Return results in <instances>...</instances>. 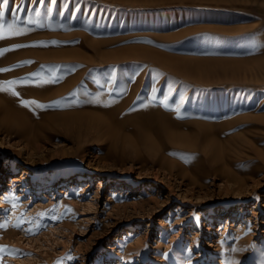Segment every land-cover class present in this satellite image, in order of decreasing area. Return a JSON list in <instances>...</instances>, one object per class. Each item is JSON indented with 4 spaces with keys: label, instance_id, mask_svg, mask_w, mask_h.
I'll list each match as a JSON object with an SVG mask.
<instances>
[{
    "label": "rangeland",
    "instance_id": "1",
    "mask_svg": "<svg viewBox=\"0 0 264 264\" xmlns=\"http://www.w3.org/2000/svg\"><path fill=\"white\" fill-rule=\"evenodd\" d=\"M191 1L8 0L2 23H12L19 6L16 25L26 31L5 33L14 59L0 67L9 92L0 95L3 108H12L15 88L47 78L49 68L60 77L53 87L81 74L86 90L62 106L34 96L50 106L19 110L25 133L0 126V193L15 202L10 208L0 199V264H264V0ZM183 58L242 62L225 79L204 81L177 67ZM33 65L40 76H24ZM153 86L157 106L169 94L167 111L175 108L179 130L225 122L214 144L157 147L141 168L131 151L136 139L120 137L117 151L124 147L128 160L106 156L107 138L89 119L100 115L129 136L127 123L146 99L111 116L75 100L86 94L122 106L126 92ZM106 89L120 92L106 97ZM67 111L82 113L67 126L52 121Z\"/></svg>",
    "mask_w": 264,
    "mask_h": 264
},
{
    "label": "bare ground",
    "instance_id": "2",
    "mask_svg": "<svg viewBox=\"0 0 264 264\" xmlns=\"http://www.w3.org/2000/svg\"><path fill=\"white\" fill-rule=\"evenodd\" d=\"M181 2H182V0H181ZM191 2H194V1L192 0ZM218 2H219V4L221 3L219 0H217V3ZM208 3H210V2H208ZM211 3H214V2H211ZM227 3H230V2H227ZM199 4H202V3H199ZM7 39L6 38L0 39V49H9L12 47V45L7 44L9 42ZM11 54H9V52H4L2 55H0V67L5 65L8 61H10L11 58H12L11 60L14 59L13 57H11L12 56ZM34 55H37V56L41 57L42 59H52L49 55H44V54H39V53H34ZM18 56H19V54L16 55V58ZM183 59H186V60L190 59V60L184 61ZM183 59H180V62L182 63V65H179L177 67L183 72H188V74L191 73V74L201 76L202 80H204V81H211V79H223V78L225 79L226 77H228V73L231 71V70H229V71H227V70L231 69V68H232V70L236 69L235 65H238L242 62V60H231L230 62H226L225 59L222 60L219 58L218 59H213V58H183ZM44 64H48V63H44ZM44 64H41V65L45 66ZM33 66H30V67H32V69L26 70L23 75L26 77H32L31 74L37 73L40 70L38 65L37 66L35 65L36 66V67L34 66L35 68H33ZM218 67H221V69L222 68L223 69L220 70V68H218ZM40 68H41V66H40ZM41 69H43V68H41ZM55 75H56V77H59L57 72H55ZM52 76H53V73L51 72L47 78L39 77L37 79L36 83H32V82L27 83L24 86L25 88H23L22 86L15 88V90L13 92L17 93V95H15V96L10 95L8 97L9 102L11 103V105H13L12 108H7L8 109L7 110V109L3 108V106L0 103V110L2 113V116H0V126L4 130H6L8 132H10V131L18 132L19 134H22V133H25L28 131L29 127L26 124L27 122H25L27 120H26V117L24 115L28 112L26 110V107L21 105V103H20L21 100L35 101L34 96H38V97L45 99V100H43L44 104H53V105H61L62 106V104H64V101L68 96H70V95L72 96L73 93H77L79 91L86 90L85 88L82 87L83 77L81 74L76 79L75 78L67 79L64 83H62L58 86H55V87H53V84H52L53 82L52 83H43L44 80L50 79V78H52ZM1 78H0V83L2 82ZM77 80H78V82H77ZM157 86H156V88H158ZM99 90L100 89H95L94 95L99 94V92H100ZM106 90H107V93H104V95L106 97L108 96V94H119V92H120L119 90H115V89H106ZM173 90L174 89H172V92H173ZM192 90H193V88H192ZM189 91H190V89H189ZM195 91L198 92L196 89H195ZM8 93L9 92H6V91H0V95H2V96H4V95L7 96ZM150 93H151V90H145L144 88H136V89L134 88L131 91L126 92V96L128 95L127 98H129V97L130 98H129V100L127 99L128 101L126 100L123 103L121 102L122 106H119L120 103L118 104V102L115 101L113 98V99L108 100L106 102V103H109L110 106L103 107L100 103L90 102L93 99H92V97L91 98L85 97L86 94H85V96H81L77 99L74 97L76 100H75V103H73V102L72 103H73V106H75V107L88 105V106H92V107L98 108V109H105L107 111L108 115L111 116L114 114H119L124 107L128 106V104H130V106H131L132 104L136 103L138 100L143 99L142 97H144L146 99V97H148L150 95ZM161 93H162V90H161ZM56 94H57V96H54ZM162 94L164 95V91ZM166 94L169 97V94L168 93H166ZM188 94H187V96H188ZM157 95H158V91L156 93V97H157ZM52 96H54V97H52ZM193 96H194V94H193ZM161 98L163 99V97H161ZM68 99H69V97H68ZM157 99H158V97H157ZM173 99H175V98H173ZM168 102H170V101H168ZM38 104H39V102H38ZM143 104H147L148 106L144 107V106H142ZM156 104L154 101H151L150 99H146L145 101L141 102V105H138V106H140L138 109L139 110L138 117H135V118L131 117L130 119L132 121L130 122V120H129V122L127 123L131 126V129H132L131 130L132 134H130L129 136L126 133L125 134H122V133L119 134V133L115 132V130L113 129L114 127L112 126V123L110 121L104 119L99 114H98L99 116H95V115H97V113L94 114L91 112L92 114H94V116L97 119L92 120L90 118L89 121L87 122V124L93 125L94 128H96L98 131H100L103 136H106V138H107L106 143L108 144V145L104 144V146L107 149V151H106L107 155L106 156H111V157L112 156H115V157L119 156V158L122 161L128 160L125 157L127 155V150H124V147L123 148L121 147L122 151H120V150L117 151V148L119 147L118 139L120 137H122L125 140V138L128 137L129 139L133 140L130 137V136H132L136 140H133L135 143V146H131L133 149L131 151H133L132 153H135V155L137 156L135 158H137L138 162H141L140 165H141V168H143L145 166V163H147V160H149L148 155H150L151 152H153V151L154 152L157 151L158 148L161 149V151L171 149L173 146H192L195 148V147H197L199 141L205 142L206 144H204V145H208V146L213 145L214 141H215L214 137L212 136L213 132H215L216 128L222 127L225 125V122H222L220 125L216 126L213 123L194 121V125H195L194 129L188 130L189 132L182 131L179 129L183 126V124L180 121L175 119L178 116V114H174V112H176V110H174L175 108L172 110L174 112L169 114L167 109H165L159 103H158L159 104L158 106ZM179 104H180V102H179ZM179 104H177V105H179ZM183 104H184V102H183ZM66 105H68V104H66ZM46 106H49V105H46ZM180 106H179V108H180ZM136 107H137V105H136ZM29 109H30V107H29ZM19 110L23 111L24 114L21 113ZM181 110L182 109H180L179 112H181ZM59 113H57V114H59ZM81 113H82V111L62 112L57 116H53L52 121L59 120L60 122L64 123L67 126L71 118L80 117ZM53 114H55V113H53ZM45 118H47V117H45ZM117 125H118L117 127L119 129H121L120 127L125 128L126 127V121L121 120L119 122V124H117ZM32 127L33 126H31V129H34V127L33 128ZM103 128L106 131L100 130ZM192 130H194V131L190 132ZM31 134L35 135V134H33V132ZM30 137H31V135H30ZM108 141H109V143H108ZM142 146L146 149H144ZM163 163H165L166 165L171 164V162H163ZM21 170L26 175L30 173L29 170H27L26 168L21 167ZM52 179L53 178H49V179L45 180V182H43L45 184H43V185H47V184L52 183L53 182ZM38 183H42V182H38ZM5 193H7V192L5 190H2V192L0 193V199L4 200L7 203L8 207H10V208L15 207V202L13 201V199L10 197H6ZM21 211H22V208L21 209L17 208V209H13L12 212H13V215L17 216L18 214H20ZM58 217H60V216H58ZM15 222H17V221H15ZM225 262H226V260H225Z\"/></svg>",
    "mask_w": 264,
    "mask_h": 264
},
{
    "label": "snow or ice",
    "instance_id": "3",
    "mask_svg": "<svg viewBox=\"0 0 264 264\" xmlns=\"http://www.w3.org/2000/svg\"><path fill=\"white\" fill-rule=\"evenodd\" d=\"M38 2L39 3H43V0H38ZM52 2L54 3L55 0H52ZM7 3H8V0H0V39L6 38L5 37V33H7V35H10V36H18V35L24 34V32L26 31L25 28L18 27L16 25V21L20 19L19 15H17V13L22 10L19 6L11 9V12L13 13V16H14L13 22L12 23H7V24L2 23V21L4 20V16H5L4 7L7 5ZM24 23L25 24L34 23V21L25 20ZM14 47L19 48V47H24V46L23 45H16ZM11 50L12 49H0V55H2L4 52L11 51ZM2 71H7V69H0V72H2ZM48 71L52 72L53 76L50 79L44 80L43 83H52V82H54V80L60 78V77H56L55 69L49 68ZM31 76L33 78L39 77L40 73H33V74H31ZM25 79H27V78H25ZM111 79L114 80V77L111 78ZM4 83L14 85V84L17 83V81H7V82H4ZM6 90L7 89H5L3 87V85H0V91H6ZM8 91H10V90H8ZM157 91H159V89H157L155 86H153L151 88L150 95L148 97H146V99H150L151 101H157V97H156ZM11 95L15 96V95H17V93L11 92ZM73 95H75V93H73ZM90 102L98 103L99 101L96 100V99H93ZM158 102L165 109H169L167 94H165L163 96V99H160ZM20 103H21L22 106L35 105L37 108H40V109H44L45 107H49L50 106V105L46 106V105H43V104H38L35 101H24V100H21ZM102 106L103 107H108V106H110V104L109 103H104V104H102ZM142 106L147 107L148 105L147 104H143ZM169 110H171V109H169ZM177 118H180V117L178 116ZM15 226L18 227L19 225H15ZM0 227H3V225H0ZM232 264H235V262H232Z\"/></svg>",
    "mask_w": 264,
    "mask_h": 264
}]
</instances>
